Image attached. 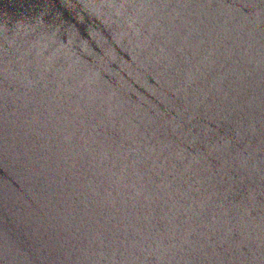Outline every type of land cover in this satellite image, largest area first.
I'll return each mask as SVG.
<instances>
[{
	"label": "water",
	"instance_id": "95a60500",
	"mask_svg": "<svg viewBox=\"0 0 264 264\" xmlns=\"http://www.w3.org/2000/svg\"><path fill=\"white\" fill-rule=\"evenodd\" d=\"M0 264H264V0H0Z\"/></svg>",
	"mask_w": 264,
	"mask_h": 264
}]
</instances>
